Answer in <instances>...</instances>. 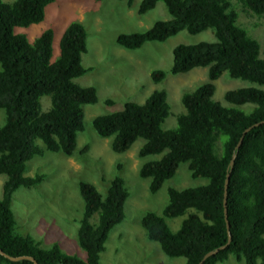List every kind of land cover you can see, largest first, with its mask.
Here are the masks:
<instances>
[{
  "label": "trees",
  "instance_id": "trees-1",
  "mask_svg": "<svg viewBox=\"0 0 264 264\" xmlns=\"http://www.w3.org/2000/svg\"><path fill=\"white\" fill-rule=\"evenodd\" d=\"M53 1L15 0L8 4L0 0V109L4 113L0 174L6 176L0 198V249L13 256L30 255L38 264H100L109 231L124 217L128 192L119 175L111 180L104 196L91 183L79 182L84 211L77 242L85 251L84 259L63 252L57 243L44 248L30 235L17 232L10 206L18 187H34L44 179L43 173L25 175L26 161L44 150L71 155L77 132L83 129V106L97 102L94 86H81L73 80L87 71L81 64L86 31L80 22L65 27L54 60L52 28H45L31 42L25 33L15 32V27L41 22L45 7ZM158 1L164 3L171 18L155 21L144 31L120 33L116 43L135 49L147 41H164L181 30L196 34L212 29L213 42L174 46L169 70L176 74L206 67L207 80L181 95L184 112L177 115L175 128L161 127L170 111L163 89L153 90L142 104L129 101L119 111L96 115L92 126L99 136L112 137L110 146L115 152H124L142 138L139 157L160 154L143 162L138 170L141 177L150 179L152 193L183 162L193 178L206 179L193 187H168L162 213L147 211L141 219L146 237L157 241L165 255L182 256L184 264H198L206 252L227 241L223 185L228 163L243 130L264 119L263 89L242 87L224 93L225 101L232 105L254 104L245 112L215 101L214 81L227 72L232 78L264 84V57L259 56L258 41L237 23L238 14L230 0H141L138 13L152 9ZM237 1L253 14L264 15V0ZM126 4L131 6L132 0ZM164 75L162 70L150 73L154 82ZM42 96L50 97L46 111L41 109ZM226 207L231 240L202 264H217L231 255L243 259L244 264H264V123L242 138L230 170ZM184 214L178 229L171 230L165 217ZM0 264L33 263L12 261L0 254Z\"/></svg>",
  "mask_w": 264,
  "mask_h": 264
},
{
  "label": "rangeland",
  "instance_id": "rangeland-1",
  "mask_svg": "<svg viewBox=\"0 0 264 264\" xmlns=\"http://www.w3.org/2000/svg\"><path fill=\"white\" fill-rule=\"evenodd\" d=\"M3 1L10 4L15 0ZM126 1L54 0L45 7L41 22L26 28L15 27V32L25 33L30 42L45 28H52L54 60L59 55L58 42L65 27L72 21L80 22L86 31V51L81 55V64L87 71L73 80L81 86H94L97 102L83 106V129L77 132L71 155L44 150L42 155L26 161L24 174L43 173L44 179L34 187H18L12 194L10 206L17 232L30 235L44 248L57 243L63 252L84 259L85 251L77 242L79 221L84 211L79 182L91 183L104 196L111 180L119 175L128 192L123 205L124 217L109 231L99 256L100 264H184V257H168L157 241L146 237L141 219L147 211L162 213L168 200V187H193L206 183V179L193 178L187 162H183L156 192H150V179L141 177L138 170L143 162L157 159L160 154L139 157L137 152L144 142L142 138H137L124 152L113 151L112 137L99 136L92 126V119L99 114L119 111L129 101L142 104L153 90L163 89L170 111L161 127L175 128L177 115L184 112L181 95L195 90L207 80V68L171 73L172 50L181 43L213 42L215 36L212 29L196 34L181 30L164 41H147L135 49L123 48L116 43L118 34L144 31L155 21L171 18L162 1L143 14L137 11L141 0H132L131 6ZM230 3L238 14L237 23L258 41L259 56L264 57V15L253 14L237 0H230ZM152 70H162L165 75L159 82H154L150 77ZM214 85L212 98L215 101L245 112H249L254 104L232 105L225 101L224 93L242 87L264 90V84L232 78L227 72L221 74ZM40 103L42 111L48 110L50 97L42 96ZM3 121L4 113L0 109V125ZM37 144L43 146L39 140ZM219 144L217 141L218 147ZM5 177L0 174V198ZM184 217L185 214L165 217V221L175 231ZM217 264H244V260H236L231 255Z\"/></svg>",
  "mask_w": 264,
  "mask_h": 264
},
{
  "label": "water",
  "instance_id": "water-1",
  "mask_svg": "<svg viewBox=\"0 0 264 264\" xmlns=\"http://www.w3.org/2000/svg\"><path fill=\"white\" fill-rule=\"evenodd\" d=\"M260 123H264V119H263V120H260V121H258V122H255V123H253V124H251L250 126L246 127V128L243 130L241 136L239 137V139H238V141H237V143H236V145H235V152L232 153L231 158H230L229 163H228L229 170H228V172L226 173L225 180H224V185H223V207H224V218H225L226 231H227V241L225 242V244H222V245H220V246H218V247H216V248H214V249L209 250L208 252H206V253L202 256V258H201V260L198 262V264H202L203 261H204L207 257H209V256H211V255L217 253L220 249L225 248V246H226V245L230 242V240H231L230 226H229V222H228V220H227V207H226V201H227V186H228V181H229V176H230V170H231V168H232V166H233L234 159H235V157H236V153H237L238 147H239V145H240L241 142H242V138H243L244 134H245L248 130H250L252 127L257 126V125H259ZM0 254H1L2 256H4V257L8 258L9 260H12V261H18V260L27 259V260L32 261L33 264H38L37 261L34 259V257H32V256H30V255H16V256H13V255H9L8 253L4 252L2 249H0Z\"/></svg>",
  "mask_w": 264,
  "mask_h": 264
}]
</instances>
